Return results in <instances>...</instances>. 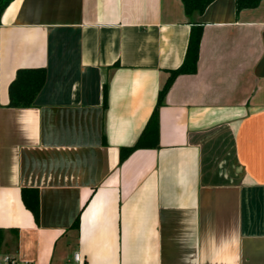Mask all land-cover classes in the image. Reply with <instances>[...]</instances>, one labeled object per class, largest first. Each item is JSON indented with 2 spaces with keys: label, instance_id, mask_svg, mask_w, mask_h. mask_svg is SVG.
<instances>
[{
  "label": "crops",
  "instance_id": "0c3cea01",
  "mask_svg": "<svg viewBox=\"0 0 264 264\" xmlns=\"http://www.w3.org/2000/svg\"><path fill=\"white\" fill-rule=\"evenodd\" d=\"M197 26V72L177 77L158 137L135 147ZM41 67L34 104L10 107L18 70ZM24 189L38 191V219ZM76 252L85 264H264V0L191 17L182 0L4 11L0 264H75Z\"/></svg>",
  "mask_w": 264,
  "mask_h": 264
},
{
  "label": "trees",
  "instance_id": "16d2710c",
  "mask_svg": "<svg viewBox=\"0 0 264 264\" xmlns=\"http://www.w3.org/2000/svg\"><path fill=\"white\" fill-rule=\"evenodd\" d=\"M13 0H0V22L4 11L12 3ZM215 0H182L184 10L187 16L191 17L194 13H204L205 10ZM262 0H236L237 11L245 9L257 8ZM203 35V27H193L185 55L184 62L176 69L170 70V75L159 92L157 105L148 121L145 129L137 140L135 147L145 145L147 140L157 138L159 135V110L164 104V100L169 90L173 86L177 77L182 74H194L197 72V64L200 53V45ZM46 82L45 68H25L18 70L15 79L9 87L10 107H31L37 95ZM107 104V91L105 90V105ZM23 200L27 208L34 214L35 218H39L40 204L38 191L35 189H24ZM78 226V220L74 224Z\"/></svg>",
  "mask_w": 264,
  "mask_h": 264
},
{
  "label": "built area",
  "instance_id": "2783aa9c",
  "mask_svg": "<svg viewBox=\"0 0 264 264\" xmlns=\"http://www.w3.org/2000/svg\"><path fill=\"white\" fill-rule=\"evenodd\" d=\"M5 260L10 264H16V261L13 259L11 260L9 257H6ZM74 262L75 264H85L79 252H76L74 254ZM69 264H73V263H69Z\"/></svg>",
  "mask_w": 264,
  "mask_h": 264
}]
</instances>
